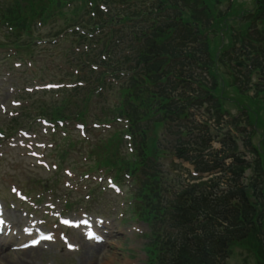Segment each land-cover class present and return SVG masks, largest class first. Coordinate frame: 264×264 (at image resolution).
<instances>
[{"label":"trees","instance_id":"obj_1","mask_svg":"<svg viewBox=\"0 0 264 264\" xmlns=\"http://www.w3.org/2000/svg\"><path fill=\"white\" fill-rule=\"evenodd\" d=\"M75 1L80 4L73 5ZM235 1L39 0L40 10L26 18L47 23L59 15L57 11L73 8L75 13L54 41L58 49L68 37L69 46L62 49L68 63L79 60L76 50L87 46L80 58L81 80L86 83L64 92L63 105L47 110L51 120L73 118L87 124L93 101L103 97L107 79L115 78L107 104L106 98L103 101L104 108L114 106L101 119L122 122L117 129L132 145V169L126 167L139 187L135 198L140 216L151 230L148 264H227L234 245L256 231L264 238V139L261 147L255 146V129L249 132L245 122L228 114L217 80L220 63L231 67L243 62L237 88L247 87L256 75L255 97L264 107V0H255L251 11L238 16ZM18 13L14 8L10 15ZM229 19L241 21L237 36L225 28ZM28 26H14L10 41L22 47L24 37L33 35L32 25L22 32ZM220 31L222 38L235 39L226 50H235V59L222 56L220 61L214 56ZM16 52L14 57L26 51ZM225 116L231 117L233 130L221 127ZM154 127L164 130L154 151L190 162L200 177L190 176L191 183L172 181L171 187L157 166L159 156L149 151ZM167 135L175 139L166 143ZM217 141L223 145L220 150L214 145Z\"/></svg>","mask_w":264,"mask_h":264},{"label":"rangeland","instance_id":"obj_2","mask_svg":"<svg viewBox=\"0 0 264 264\" xmlns=\"http://www.w3.org/2000/svg\"><path fill=\"white\" fill-rule=\"evenodd\" d=\"M235 2L238 11L234 16L243 10L249 12L255 6V0ZM38 3L39 0H0V45L5 47L0 50V218L4 222L0 227L3 251L0 264H147L150 227L140 216L135 198L139 187L130 180L131 173L126 167L129 164L132 169L134 155L129 141L119 131L122 129H117L124 124L120 121L106 123L101 119L110 115L109 110L114 105L110 104L109 109L103 108L101 112L100 101L95 99L86 125L69 119L67 127L61 130L46 126L47 120L35 115L40 108L54 110L63 105L64 92L83 76L80 58L84 59L87 52V46L83 45L76 50L79 60L68 63L62 53V49L69 46L68 37L61 40L58 49V41L54 39L57 32L63 33L64 21L75 11L65 8L57 11L59 15L47 23L39 18L30 23L26 18L34 9L40 10ZM76 4L80 2L73 3ZM14 8L19 13L10 15ZM21 10L26 12L23 17ZM239 22L229 19L225 28L227 26L230 34L237 36ZM19 24L29 25L23 33L30 25L33 32L32 37H24L22 47L10 41L14 26ZM223 34V31L217 32L213 54L220 61L235 59V50H226L236 41L227 35L222 38ZM18 48L26 52L14 57ZM239 73L236 64L231 67L219 64L217 80L222 88L224 107L246 122L249 132L255 129L253 142L261 147L264 107L253 95L255 90L250 83L237 88ZM110 82H115V78L107 79L106 94H111ZM108 95L105 101L101 100L105 104ZM226 120L224 129L228 131L232 127L231 120ZM162 134L164 136L161 127L151 129L149 151L154 157L159 156L157 166L165 179L171 187L176 180L193 182L189 171L199 176L194 166L154 151ZM174 139L173 135H167L165 140L168 143ZM215 146L220 150L223 145L218 141ZM262 157L264 162V152ZM247 176L250 179L253 171ZM16 225L22 227L20 237L14 235ZM42 233L52 239L44 241L41 252L30 255L21 251L25 250L27 242ZM82 238L93 243L82 245ZM227 264H264L261 233L256 231L245 242L234 245Z\"/></svg>","mask_w":264,"mask_h":264},{"label":"bare ground","instance_id":"obj_3","mask_svg":"<svg viewBox=\"0 0 264 264\" xmlns=\"http://www.w3.org/2000/svg\"><path fill=\"white\" fill-rule=\"evenodd\" d=\"M14 219L16 220V221H18V222H20L19 220H18V217H16V216H14ZM15 220H14V222H15ZM16 230H15V232H14V235L15 236H19L20 237V234H22V227H19V225H16V228H15ZM41 235V234H40ZM40 238V237H39ZM82 240V245H89V243H93V242H88L87 241V239H85V238H82L81 239ZM3 243V242H2ZM45 242H40L39 243V245L38 246H34V247H31V248H26L25 250H21V251H23V252H26L27 254H35V253H37V252H41L40 251V248H41V246L44 244ZM0 248H2L1 246H0ZM86 249H89L90 250V247H88V246H86ZM91 251V250H90ZM89 251V252H90ZM2 253H3V251L0 249V257H1V255H2Z\"/></svg>","mask_w":264,"mask_h":264},{"label":"snow or ice","instance_id":"obj_4","mask_svg":"<svg viewBox=\"0 0 264 264\" xmlns=\"http://www.w3.org/2000/svg\"><path fill=\"white\" fill-rule=\"evenodd\" d=\"M48 239H52V237H47ZM69 247H72V245H69Z\"/></svg>","mask_w":264,"mask_h":264}]
</instances>
